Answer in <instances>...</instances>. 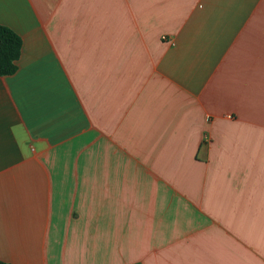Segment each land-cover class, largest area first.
Returning <instances> with one entry per match:
<instances>
[{"label": "crops", "instance_id": "crops-1", "mask_svg": "<svg viewBox=\"0 0 264 264\" xmlns=\"http://www.w3.org/2000/svg\"><path fill=\"white\" fill-rule=\"evenodd\" d=\"M0 261L264 264V0H0Z\"/></svg>", "mask_w": 264, "mask_h": 264}, {"label": "trees", "instance_id": "trees-1", "mask_svg": "<svg viewBox=\"0 0 264 264\" xmlns=\"http://www.w3.org/2000/svg\"><path fill=\"white\" fill-rule=\"evenodd\" d=\"M22 40L10 28L0 25V77L11 76L17 71ZM0 264H8L0 261Z\"/></svg>", "mask_w": 264, "mask_h": 264}]
</instances>
